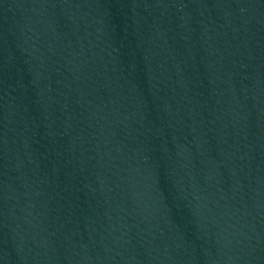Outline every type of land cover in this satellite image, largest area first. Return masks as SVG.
Listing matches in <instances>:
<instances>
[{
	"label": "water",
	"instance_id": "95a60500",
	"mask_svg": "<svg viewBox=\"0 0 264 264\" xmlns=\"http://www.w3.org/2000/svg\"><path fill=\"white\" fill-rule=\"evenodd\" d=\"M0 264H264V0H0Z\"/></svg>",
	"mask_w": 264,
	"mask_h": 264
}]
</instances>
